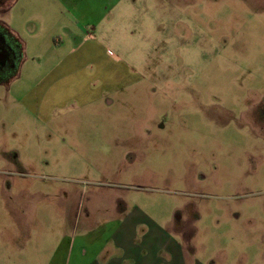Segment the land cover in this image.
<instances>
[{"label":"rangeland","instance_id":"1","mask_svg":"<svg viewBox=\"0 0 264 264\" xmlns=\"http://www.w3.org/2000/svg\"><path fill=\"white\" fill-rule=\"evenodd\" d=\"M0 28V264H60L134 208L162 261L264 264V0H0ZM56 79L107 87L42 123Z\"/></svg>","mask_w":264,"mask_h":264},{"label":"crops","instance_id":"2","mask_svg":"<svg viewBox=\"0 0 264 264\" xmlns=\"http://www.w3.org/2000/svg\"><path fill=\"white\" fill-rule=\"evenodd\" d=\"M42 81L38 84L37 89L41 92L39 103L31 110L38 114L42 119V123L50 120V114L53 109H64L72 105L75 108L86 106L96 100L103 99L101 90L107 87V84L100 83L96 87L98 90H89L88 88L80 87V84L70 83L56 79L54 82L48 83ZM84 85V84H82ZM84 89L79 91V89ZM38 92V93H39ZM82 92V93H81ZM37 93V92H36ZM36 95V94H35ZM128 215L120 217L118 213L113 221L105 223L102 227L95 229L87 235L78 236L76 242L69 243L66 246L64 257L60 256V264H186L180 257L179 246L175 244H167L166 252L172 253L178 250L177 261L170 257V261H162L159 259L158 240L156 235L159 232V238L167 236L160 230L152 220L143 215L140 210L134 208ZM131 227V233H128L126 227ZM141 226L146 227L147 233L139 244L135 243L134 231ZM160 231H159V230ZM133 230V232H132ZM88 238L89 244L81 245L82 239ZM98 242V243H97ZM106 242L104 244H100ZM97 243V244H96ZM109 246V250H107ZM85 246L84 248H79ZM79 248V249H78ZM58 250L55 249L52 260L58 256ZM62 251V252H63Z\"/></svg>","mask_w":264,"mask_h":264},{"label":"flooded vegetation","instance_id":"3","mask_svg":"<svg viewBox=\"0 0 264 264\" xmlns=\"http://www.w3.org/2000/svg\"><path fill=\"white\" fill-rule=\"evenodd\" d=\"M1 29V28H0ZM15 46L11 38L0 30V81L4 80L15 64Z\"/></svg>","mask_w":264,"mask_h":264}]
</instances>
